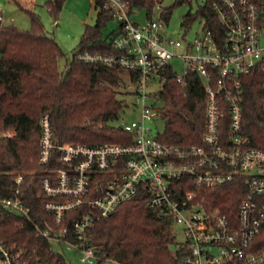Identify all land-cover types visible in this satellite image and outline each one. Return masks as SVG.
I'll list each match as a JSON object with an SVG mask.
<instances>
[{
    "label": "built area",
    "instance_id": "2783aa9c",
    "mask_svg": "<svg viewBox=\"0 0 264 264\" xmlns=\"http://www.w3.org/2000/svg\"><path fill=\"white\" fill-rule=\"evenodd\" d=\"M167 0L157 2L150 19L135 23L134 11L123 0H91L94 8L110 12L118 23L113 54L78 52L82 61L131 72L136 82L139 121L123 123L133 135L131 144L89 147L54 142L49 116L41 120V165L57 169L42 180L49 201L45 213L55 227L33 223L22 199V174H14V196H0V215L9 211L26 217L39 236L67 251L79 253L85 264H119L101 255L100 247L85 242V235L101 219L114 215L122 204L141 193L147 206L161 219H172L173 231L181 226L185 242L178 250L187 255L176 264H264V149L248 148L243 141V79L257 73L264 92V0H212L221 21L218 37L207 19L196 22L201 30L193 37L173 38L164 18ZM6 19L0 11V28ZM182 52V53H179ZM179 60L182 71L175 68ZM185 85L195 74L206 95L204 131L199 145H167L153 135L149 123L165 119L159 95L168 74ZM128 89H130V87ZM154 103L148 104L149 100ZM161 103V106L159 105ZM264 125V124H263ZM11 136V135H9ZM247 178V195L237 219L213 207L210 191ZM86 209L75 222L74 240L58 229L71 212ZM0 264H30L25 250L0 236Z\"/></svg>",
    "mask_w": 264,
    "mask_h": 264
},
{
    "label": "trees",
    "instance_id": "16d2710c",
    "mask_svg": "<svg viewBox=\"0 0 264 264\" xmlns=\"http://www.w3.org/2000/svg\"><path fill=\"white\" fill-rule=\"evenodd\" d=\"M132 11L153 15L160 0H123ZM65 0H50L49 13L57 18ZM190 0H175L166 7L167 24L176 8ZM212 0L194 14L184 18L182 26L190 29L200 18L218 37L221 21L211 7ZM31 28L21 30L10 25L0 28V196H14V174H22L25 206L33 223L45 228L55 227L45 213L49 198L42 189V180L55 166L39 162L41 120L49 116L54 142L99 147L108 144H131L133 135L122 127L110 124L119 120L129 105L118 98L127 94L136 82L134 75L121 68H108L86 63L78 52L91 51L113 54L112 35L105 37L103 28L113 20L109 11L101 9L94 26L86 25L78 52L65 72L59 69L64 53L52 36L46 33L41 18L29 12ZM244 118L243 141L248 148L264 149V92L257 73L243 79ZM164 104L165 131L158 140L167 145L192 146L201 143L204 131L206 95L204 83L195 74L187 76L185 85L177 76L168 74V81L159 95ZM14 131L12 136L5 134ZM247 178L242 177L209 192L213 207L231 219H237L239 205L247 195ZM86 209L71 212L58 229L68 231L74 240L75 222ZM29 219L9 211L0 215V236L22 247L30 264H70L53 243L39 236ZM263 245L264 236L257 240ZM85 242L100 247L101 255L119 264H176L187 255L185 249L173 251L176 238L172 219H161L147 206V197L140 194L122 204L118 211L98 220L85 235Z\"/></svg>",
    "mask_w": 264,
    "mask_h": 264
},
{
    "label": "rangeland",
    "instance_id": "374dc122",
    "mask_svg": "<svg viewBox=\"0 0 264 264\" xmlns=\"http://www.w3.org/2000/svg\"><path fill=\"white\" fill-rule=\"evenodd\" d=\"M50 0H0V11L2 10L5 17L8 18L6 23H10L9 19H13L11 24L21 28L22 30H29L31 28V19L29 12L37 14L45 27L46 33L56 39L60 45L64 56L59 59V69L65 72L67 66L72 62L74 55L78 52V46L81 37L85 31L86 25L94 26L98 20V10L94 8L91 0H65L63 9L60 15L53 17L47 8ZM206 0H190L189 3L175 9L170 23L167 27V34L173 38H182L184 35L187 38H193L200 30L201 25L195 22L190 29H185L182 26L184 18L191 13H196L200 6L205 5ZM167 4L171 0L166 1ZM31 10V11H29ZM131 20L135 23H143L147 20L144 11H134L130 15ZM118 23L111 20L108 25L103 28L105 37L112 35V32L117 29ZM182 53V52H179ZM175 68L179 73L182 71V64L179 60L174 61ZM135 88L130 87L129 92L120 94L118 98L125 101L129 107L122 113L121 118L113 123L111 126L120 127L123 123H130L139 121L142 114L143 104H137V95L134 93ZM154 103V100H149L148 104ZM161 106V103H159ZM153 130V135L162 134L165 131V119L159 117L154 122L149 123ZM14 131L7 132L6 137L13 135ZM176 244L173 246L175 252L179 246L185 242V236L182 233L181 226L176 227ZM53 249L57 253L64 255L70 264H85L80 261L79 253L75 251H67L65 246L53 244Z\"/></svg>",
    "mask_w": 264,
    "mask_h": 264
},
{
    "label": "crops",
    "instance_id": "0c3cea01",
    "mask_svg": "<svg viewBox=\"0 0 264 264\" xmlns=\"http://www.w3.org/2000/svg\"><path fill=\"white\" fill-rule=\"evenodd\" d=\"M1 11H2V10H1ZM29 11H31V10H29ZM31 12H32V11H31ZM3 13H4V12H3ZM4 16H5V14H4ZM5 19L8 20V18H6V17H5ZM7 20H6V21H7ZM9 22H10V23H5L4 27H7V26H10V25H13V24H11V22H13V19H9ZM13 26H15V25H13ZM16 27H17V26H16ZM18 28H19V27H18ZM20 29H21V28H20ZM21 30H22V29H21Z\"/></svg>",
    "mask_w": 264,
    "mask_h": 264
}]
</instances>
